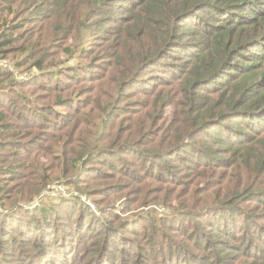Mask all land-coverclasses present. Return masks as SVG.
Segmentation results:
<instances>
[{
	"label": "trees",
	"instance_id": "16d2710c",
	"mask_svg": "<svg viewBox=\"0 0 264 264\" xmlns=\"http://www.w3.org/2000/svg\"><path fill=\"white\" fill-rule=\"evenodd\" d=\"M44 10L45 21L59 10L63 23L34 32L41 22L25 14ZM100 15L109 19L98 30L121 35L113 51L103 41L88 58L98 43L86 24ZM62 55L83 62L58 73ZM130 90L141 104H123ZM75 93L86 98L69 107ZM94 164L106 173L91 174ZM82 195L100 197L96 205L175 204L176 225L150 209L138 218L144 227L115 244L128 220L117 214L111 228L114 213L93 217ZM257 202L264 206V0H0V264H264ZM65 204L74 213L62 221ZM210 214L223 220L212 226ZM144 245L154 251L142 254Z\"/></svg>",
	"mask_w": 264,
	"mask_h": 264
},
{
	"label": "rangeland",
	"instance_id": "374dc122",
	"mask_svg": "<svg viewBox=\"0 0 264 264\" xmlns=\"http://www.w3.org/2000/svg\"><path fill=\"white\" fill-rule=\"evenodd\" d=\"M122 1H119V2H117V4L113 7L114 9V11L113 10H111L110 12H108L110 15H111V21L112 22H110V24H113V23H115V22H117L116 20V18L117 17H120L119 16V14L118 13H115V12H118V11H120V10H122L123 9V6H121V3ZM45 8V7H44ZM41 11H42V9H41ZM69 11H71V10H69V9H67V12H69ZM41 12L40 11H37V12H34L33 14H32V11H30L28 14H25L26 16H30V15H33V17H35L37 20H39L41 23L40 24H37L36 26H34L35 27V29H33L34 30V32H38V33H41V32H43L44 31V28H46V29H48L49 30V32H51L50 31V22H52V24H53V26H52V30L54 31V30H57V28H58V25H61L62 23H63V19L65 18V15L64 14H62L59 10L57 11V13L54 15V17L51 19V20H49V22L48 21H45V20H48L47 19V16H48V10H44L43 11V16H38L39 14H40ZM78 13V15H79V12H77ZM67 17V16H66ZM68 17H71V14H69L68 15ZM75 18L77 17L76 15L74 16ZM83 17H84V14L83 13H81L80 15H79V20H80V22H81V26H80V29H82V30H84L85 29V22L83 23V21H81V19H83ZM109 18H106L104 15H100L99 17H97V18H93V19H91V20H89L90 22L89 23H87L86 24V31H85V35H87V36H90V37H93L94 36V38L95 39H93L92 40V42L93 43H98V44H96L95 46H94V49L90 52V54H88L87 55V57L89 58V57H91L93 54H94V51H95V49L96 48H98V47H100V42H103V41H107V43H109L108 44V47H110L109 48V50L107 49V47H105L106 48V50H105V48H98L100 51H101V49H103V50H105L106 52L107 51H113V48H115V47H117V45H118V39H119V35H121L119 32H118V30H116V29H118V28H113V29H111V30H109V31H105V32H103V30L101 29V28H99V30L97 29V27H99L100 25H101V23L103 24L104 22H106V20H108ZM110 24H108V26L110 25ZM87 25H89V26H87ZM29 26V25H28ZM107 26V27H108ZM110 26H112V25H110ZM109 26V27H110ZM30 27V26H29ZM31 28V27H30ZM81 34H83V33H81ZM98 36V37H97ZM116 36H117V38H116ZM93 45V44H92ZM65 46V44L63 43V41L62 40H60V42H59V44H58V47H59V51L63 54L64 52H63V47ZM97 49V50H98ZM108 53V52H107ZM65 58H66V56H64V55H62V56H59V57H57V60H61V62L63 63V64H59V65H57L55 68H54V70H57V72L58 73H60L61 71L63 72V71H65L67 74H69L70 73V67H73V68H75V67H77V62H83V60H80V59H78V61H75V62H73L72 64H69V63H67V62H64V60H65ZM99 60V58H97V60H95L94 62H91V63H100V64H98V65H105V63L104 62H97ZM72 65V66H71ZM98 67V66H97ZM60 69H62V70H60ZM34 73H36V72H34ZM145 78H147V77H145ZM48 84H50V82H48ZM73 85V83L71 84V86ZM80 84H77V85H73V88H75V89H77V87L79 86ZM93 85H87L86 87L87 88H91ZM139 87H142V85H140ZM106 92L108 93V92H110V90H106ZM135 92L136 91H132V90H130L129 91V93L128 94H130L131 96L129 97V98H127L126 99V101H124V103L123 104H126V105H129L130 103H132L133 105H138V104H141L142 102H143V98L141 97V96H139V95H136L135 94ZM134 95V96H133ZM86 98V96H84V95H82L81 97L79 96V95H77L76 93L75 94H73V96L71 97V102L69 103V107H78V105H81L82 104V101L84 100ZM74 100V101H73ZM126 105H124V106H126ZM67 108H65V109H60V110H66ZM88 111V110H87ZM94 112L92 113V116H94ZM85 120H88V118H86ZM95 130H93V132H94ZM104 166H99V165H87V170H93L92 171V173L91 174H95L96 173V171L98 172V171H100V172H105L106 173V170H105V168H103ZM108 173V172H107ZM57 186V185H56ZM58 186H61V185H58ZM52 188H54L53 189V191L55 192V194L57 195V194H59L60 196L59 197H61V198H63V197H70L67 193H68V190L69 189H67V188H65V187H63V188H59V187H55V186H52ZM71 193H74L73 191L71 192ZM258 196V195H257ZM82 198H85V200H82L83 201V203L84 204H86L87 206H88V208H89V210H90V213L91 214H93V217H95V218H98L99 216L101 217V218H104V216H103V214H101V211H104L105 213H107V214H109V213H114V214H116L115 216H114V214H113V216L111 217V219L109 220V223L112 225H109L111 228H116L115 226H117V214H118V216L120 217V218H123V219H125V220H128V222H125V223H123V225L125 224V226H124V229H123V231L118 235V237H116V238H114V240H113V242L115 243V244H118L119 243V239L120 238H122L123 237V235L124 236H127V239L128 240H130L131 238H133L134 237V235L133 236H130V234L131 233H133L135 230H137V229H141V226L142 225H144V223L143 222H138V218L141 216V217H144V216H146L147 215V213H149L150 212V209H154V210H156L157 212H158V215H160V216H162V215H164V214H167L168 213V220L169 221H175V219L176 218H174V216L172 215V213H173V209H175L176 208V205L175 204H172L171 205V208L168 206V205H166V208L165 207H163V206H159V205H156V203L154 204V203H152V205H147V204H144L143 206H141V207H138V206H134V205H132V207H129L127 204H123V202H124V200H121V201H118V200H115V201H113V202H109V203H103V204H98V205H96L94 202H95V200H97V199H99L98 201H99V203H102L103 202V200L102 199H100V197H97V198H89V197H87L86 195H82ZM73 204V203H72ZM123 204V205H122ZM36 205V204H35ZM157 206V207H156ZM253 206L254 207H257V210H255V211H257V212H260V213H264V206H262L259 202H257V203H253ZM252 206V207H253ZM64 209L65 210H63L62 211V215H60V219L62 220V221H66L68 218H70V215H69V213L70 212H73V211H67L66 209H67V204H65L64 205ZM99 209H102L101 211L99 210ZM88 210V211H89ZM74 213V212H73ZM69 215V216H68ZM139 215V216H138ZM212 215L213 214H210V218L212 217ZM237 216H236V218H237V220H238V222H237V224H235V223H232L231 225H235V226H233V228H236V225H237V227H240L239 225L240 224H242V223H245V222H242L241 221V214H236ZM108 217H105V219H107ZM212 219V226L213 225H216L217 223H219L221 220H223V218L221 217V215H219V216H214V217H212L211 218ZM62 221H60V222H62ZM63 223H65V222H63ZM258 224H259V222H257ZM173 225H176V223L174 222V223H172ZM195 225H198V224H195ZM195 225H194V227H195ZM142 227H144V226H142ZM123 228V227H122ZM249 230H252V228H249V229H245V230H243V231H241L240 232V234H242V236H238V238L240 237H244V235H245V233L247 232V231H249ZM71 231V230H70ZM127 232H129V234L127 233ZM170 232H173V231H170ZM196 236H198L199 235V232H193ZM78 233H77V231L76 230H72V232H71V234H69L70 236H71V238L70 239H73V238H76V239H79L80 237L77 235ZM123 234V235H122ZM160 235V234H159ZM167 235H170V236H172V237H175V239H176V241H181L182 240V238H179V234L176 236L175 234H172V233H167L165 236L167 237ZM216 237H214V239H215ZM226 243H228V245H230V246H238V244L236 243V242H234V241H232V240H230V239H226ZM190 245H191V248H192V252H194L196 255H198L199 254V252H197L196 251V249L193 247V245H192V243H190ZM242 245V248L244 247H246V245H247V243L245 244V243H242V244H240L239 246H241ZM77 247H76V249H75V253H76V256H77V258H81L82 256H83V253H79L80 252V250L78 251V247H80L79 246V244L78 245H76ZM156 247H160L161 245H155ZM242 248H241V250H242ZM134 249V248H133ZM142 249H144L143 250V252H142V254L144 253V251H154V247L152 248V246L150 245V246H146V245H144V248H142ZM133 251V250H132ZM232 254H235V251H232L231 252ZM186 258V259H185ZM232 259L234 258V257H231ZM85 260V259H84ZM172 260H173V258H172ZM180 260H190V257H186V255L184 256V255H181L180 257H179V261ZM78 262V261H77ZM174 262V261H173ZM76 262H72V264H75ZM115 263L116 264H120L121 262H120V260H119V257H115ZM180 264H186V261L184 262V263H181V261L179 262ZM201 263H202V261H201Z\"/></svg>",
	"mask_w": 264,
	"mask_h": 264
}]
</instances>
